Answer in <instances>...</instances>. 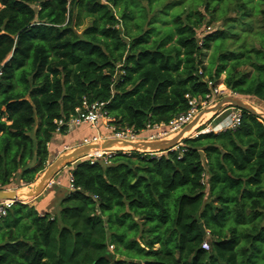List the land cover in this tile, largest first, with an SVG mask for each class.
Here are the masks:
<instances>
[{
    "label": "trees",
    "instance_id": "obj_1",
    "mask_svg": "<svg viewBox=\"0 0 264 264\" xmlns=\"http://www.w3.org/2000/svg\"><path fill=\"white\" fill-rule=\"evenodd\" d=\"M221 75L264 105V0H0V190L45 169L57 122L83 99L139 133ZM70 176L55 217L12 206L0 264H264V123L250 114Z\"/></svg>",
    "mask_w": 264,
    "mask_h": 264
},
{
    "label": "water",
    "instance_id": "obj_2",
    "mask_svg": "<svg viewBox=\"0 0 264 264\" xmlns=\"http://www.w3.org/2000/svg\"><path fill=\"white\" fill-rule=\"evenodd\" d=\"M239 109L242 112L252 115L260 122L264 123V111L258 110L244 100L236 96H226L220 98L200 110L183 128L175 133L158 139H123V138H102L80 145L65 148L51 161L43 171L29 184L6 190H0V201H12L14 204H24L39 197L52 183L62 169L73 165L98 153H139L155 155L166 153L176 149L181 143L197 133L201 127L206 126L215 119L219 111L224 107ZM202 236H206L203 225L199 224ZM119 260V259H117Z\"/></svg>",
    "mask_w": 264,
    "mask_h": 264
},
{
    "label": "built area",
    "instance_id": "obj_3",
    "mask_svg": "<svg viewBox=\"0 0 264 264\" xmlns=\"http://www.w3.org/2000/svg\"><path fill=\"white\" fill-rule=\"evenodd\" d=\"M209 92L203 97H191L189 95L185 96L188 102L189 109L187 112L179 114L170 120L167 124H147L145 129L139 133H136L131 128H120L117 129L114 125L110 124V116L106 110V103L104 102H88L83 99L80 106L74 109V113L69 117L68 120H60L57 122V133H59L60 128L64 127L65 132L68 133L75 128L81 126H87L92 130L98 131L100 127L103 128L104 136L98 135L91 139H85L82 143H87L89 141H94L102 138H123L137 140L141 139L143 134H146L145 139H158L165 137L169 134L175 133L181 128H183L190 120L202 109L206 108L213 102L217 101L224 92L220 90L219 85L213 86L208 82ZM232 93V92H231ZM226 112V111H225ZM220 117V116H219ZM226 125H221L220 131L234 130L239 127L242 120V111L235 108H230V112L227 115ZM214 129H208L207 132H213ZM200 133H202L200 131ZM199 132L195 133L192 138L197 137ZM81 143V144H82ZM114 153H98L94 154L86 159L92 162L102 161L104 164L109 163L112 155ZM69 189L74 191L73 179L71 176L68 178ZM96 199V197H94ZM14 203L12 201H0V222L6 218L8 210L12 208ZM112 246L109 250H112ZM202 248L208 250L207 242L202 244Z\"/></svg>",
    "mask_w": 264,
    "mask_h": 264
},
{
    "label": "crops",
    "instance_id": "obj_4",
    "mask_svg": "<svg viewBox=\"0 0 264 264\" xmlns=\"http://www.w3.org/2000/svg\"><path fill=\"white\" fill-rule=\"evenodd\" d=\"M218 118L219 115L215 119ZM215 119H213L212 121H214ZM227 121V116L225 118L224 116H221V119L213 127L214 133H218V131H220L221 125H226ZM209 124H211V121L208 123V125ZM216 130L217 132H215ZM96 133L101 136H104L105 134L102 127H100L98 131H95L87 126L75 128L74 130H71L68 133L65 132L64 134L55 133L52 142L48 145V162L50 163L51 157H53V161L58 153L63 149L80 145L85 139H91L97 136ZM145 137L146 134H143L141 139ZM49 163H47V165ZM70 166L72 167H67L52 180V183L50 184L52 188H46V190L39 197H37L36 199H32L22 205L27 206L29 209H33L38 214V217H43L44 214H49L51 217H55L60 209L58 208V205L60 204L62 199L68 197L71 193V190L69 189L68 178L71 175L74 164ZM11 210L12 208L8 210V214L11 212ZM4 219L0 222V230L4 226ZM112 251L113 248L111 251L109 250V252L111 253Z\"/></svg>",
    "mask_w": 264,
    "mask_h": 264
},
{
    "label": "rangeland",
    "instance_id": "obj_5",
    "mask_svg": "<svg viewBox=\"0 0 264 264\" xmlns=\"http://www.w3.org/2000/svg\"><path fill=\"white\" fill-rule=\"evenodd\" d=\"M218 24H220V23H217L216 25H214V28H217ZM206 54H209V52L206 53ZM203 61H205V59H203ZM223 79H224V75H221L220 81L217 84V85H219L220 90H222L224 92V94L220 98H223V97H226V96H236L237 98H240V99L244 100L245 102L249 103L253 107L257 108L258 110L264 111V105L260 101H258L257 99L252 98V97L239 96L237 94L231 93V91L229 89H227V88H225L223 86V82H222ZM220 98H218V100H220ZM229 112H230V107L229 106L228 107H224L222 110H220L219 114H218L220 117L218 119H215L214 121H211V124H209V125L207 124L206 126L201 127V129H202L201 132H203L201 134H204L205 132H207V130L209 128L212 129L218 123V121L221 119V116H224V118H225L228 115ZM215 132H217V130ZM218 132H220V131H218ZM155 155H158V154H155ZM52 159H53V157H51L50 162L52 161ZM47 163H49V162H47ZM61 171H64V169H62ZM20 186H22V185H20ZM14 188H17V186H16V184L13 183L12 186H9L8 189L13 190ZM47 188H52V186L49 185ZM247 201L249 202L248 198H247ZM26 202H28V201H25L24 203H26ZM58 208H59V205H58ZM57 210H55V211H57ZM22 226H24V224H20V227H22Z\"/></svg>",
    "mask_w": 264,
    "mask_h": 264
}]
</instances>
